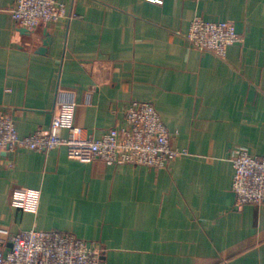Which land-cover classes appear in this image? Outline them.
Segmentation results:
<instances>
[{
    "label": "crops",
    "instance_id": "crops-1",
    "mask_svg": "<svg viewBox=\"0 0 264 264\" xmlns=\"http://www.w3.org/2000/svg\"><path fill=\"white\" fill-rule=\"evenodd\" d=\"M71 17L27 30L0 0V109L18 134L49 128L59 102L101 137L131 101H151L185 153L167 168L71 159L65 147L0 155V236L69 231L104 264H264V202L238 205L236 146L264 155V0H57ZM195 16L243 41L224 57L187 39ZM67 129L62 131L67 136ZM39 189L36 213L12 206Z\"/></svg>",
    "mask_w": 264,
    "mask_h": 264
},
{
    "label": "built area",
    "instance_id": "built-area-1",
    "mask_svg": "<svg viewBox=\"0 0 264 264\" xmlns=\"http://www.w3.org/2000/svg\"><path fill=\"white\" fill-rule=\"evenodd\" d=\"M16 22L27 30L41 23L71 17L66 5L57 0H16L12 9ZM194 48L224 57L229 46L243 37L227 21H209L195 16L187 33ZM47 129L40 128L21 137L13 112L0 109V155L18 148L50 151L65 147L69 158L82 162L103 160L110 165L167 168L184 151L175 148L162 116L151 101L134 100L125 108L124 121L97 138L74 124L76 102L61 100ZM67 129V136L62 131ZM234 167L232 189L237 204L264 202V155H252L245 147L236 146L230 158ZM39 189L15 187L12 206L36 213ZM103 247L69 231L21 230L10 238L0 236V264H104Z\"/></svg>",
    "mask_w": 264,
    "mask_h": 264
}]
</instances>
